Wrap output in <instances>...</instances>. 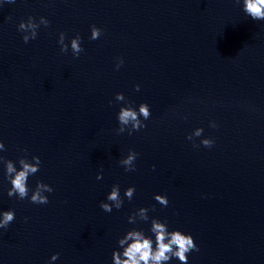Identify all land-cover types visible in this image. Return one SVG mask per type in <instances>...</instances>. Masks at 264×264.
<instances>
[{
    "label": "water",
    "instance_id": "95a60500",
    "mask_svg": "<svg viewBox=\"0 0 264 264\" xmlns=\"http://www.w3.org/2000/svg\"><path fill=\"white\" fill-rule=\"evenodd\" d=\"M242 9L243 0H0V157L17 170L21 158L41 161L25 200L7 196L0 162V213L15 211L0 229V264H113L119 239L133 228L152 236V219L192 236L199 251L188 264H264V21ZM29 17L49 25L25 44L18 25ZM121 93L150 108L132 135L116 132ZM130 150L139 155L125 172ZM37 182L53 188L46 205L29 202ZM113 185L124 203L106 213ZM140 208L149 220L128 223Z\"/></svg>",
    "mask_w": 264,
    "mask_h": 264
},
{
    "label": "clouds",
    "instance_id": "9594fccd",
    "mask_svg": "<svg viewBox=\"0 0 264 264\" xmlns=\"http://www.w3.org/2000/svg\"><path fill=\"white\" fill-rule=\"evenodd\" d=\"M4 3H15V0H3ZM240 3V0H236ZM243 12L254 21H264V0H243ZM40 25L48 27L49 21L41 17L39 23L34 21L33 17H29L27 22H21L18 25V31L26 33L22 39L25 44L30 40H35L37 37V29ZM102 35V30L95 26H91V40H97ZM65 34L60 33L58 43L61 46V52H68V45L65 44ZM72 55L76 58L84 51L81 47V37L77 35L70 43ZM123 59H119L116 65L117 70L123 65ZM135 90L139 91L140 86L136 85ZM116 101L124 102L127 106L121 107L117 115L119 127L116 129L117 134H123L125 131L128 135L133 132H138L147 127L141 120L147 121L150 116V108L146 103L139 105L138 111L125 100L124 95L117 94ZM210 127L216 128L215 122L210 124ZM203 133L202 128H197L191 135L187 137L188 140H193L194 137H200ZM215 141L213 139H203L201 145L205 148H212ZM200 145L193 144V147ZM0 150H5V146L0 142ZM138 153L130 150L126 158L119 161L125 172L135 171V161ZM0 162L5 166L6 178L11 187L7 192L9 198L16 197L19 200H25L29 197L28 178L35 175L40 170V158L33 156L31 162L27 157L19 159L20 170H17L13 161L4 160L0 157ZM100 175L97 180L101 179ZM53 188L42 182H37L35 190L32 191L29 202L36 205H46L49 203L48 197L44 193H52ZM135 194V188L129 187L124 193V197L129 201L132 200ZM154 199L161 205L166 207L168 199L166 196L156 195ZM107 202H102L100 208L106 212L111 213L113 208L121 209L124 200L120 196V186L113 185L110 193L106 197ZM154 210V209H153ZM148 209L140 208L133 215L129 216L128 223L135 224L137 218L140 221L147 222ZM15 220V211L8 210L0 213V229H7L8 226ZM150 232L154 236H146L142 230L133 228L128 231L123 238L119 239L118 246L122 251H114L112 254L113 264H170L172 259L179 261V264H188V254L193 251H199L191 235H186L179 230L169 231L167 221H160L158 219L151 220ZM59 254L51 257V261L58 259Z\"/></svg>",
    "mask_w": 264,
    "mask_h": 264
}]
</instances>
